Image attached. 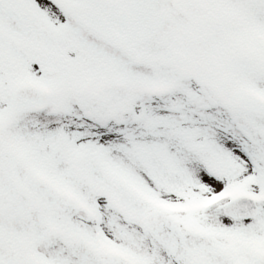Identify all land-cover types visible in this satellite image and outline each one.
Segmentation results:
<instances>
[{
	"label": "snow or ice",
	"instance_id": "1",
	"mask_svg": "<svg viewBox=\"0 0 264 264\" xmlns=\"http://www.w3.org/2000/svg\"><path fill=\"white\" fill-rule=\"evenodd\" d=\"M0 264H264V0H0Z\"/></svg>",
	"mask_w": 264,
	"mask_h": 264
}]
</instances>
